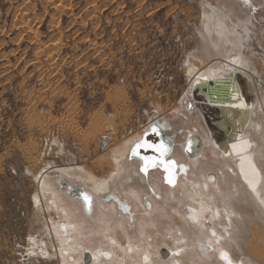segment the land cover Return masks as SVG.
Segmentation results:
<instances>
[{
	"label": "rangeland",
	"instance_id": "obj_1",
	"mask_svg": "<svg viewBox=\"0 0 264 264\" xmlns=\"http://www.w3.org/2000/svg\"><path fill=\"white\" fill-rule=\"evenodd\" d=\"M54 3L0 0V264H65L61 256L51 255L58 251L57 242L44 225L58 218L34 206L33 176L50 167L79 166L96 178H106L114 169L111 154L115 149L98 151L96 139L103 133L113 134L114 147L123 149L126 141L144 131L147 114L153 118L156 111L162 112L158 121L175 143L173 157L189 168L188 182L194 174L199 176L211 154L192 161L182 151V143L191 133L198 136L205 152L210 133L214 140L221 139L213 128L216 115L199 104L195 92L186 93L189 79L184 60L186 53L197 48L194 27L201 22V6H227L238 21L249 14L259 18L264 14V0ZM241 74L245 95L255 104L246 80L249 76ZM176 107L182 111L170 115ZM93 123L98 132L93 141H86L84 133ZM126 160L123 172H113L109 189L101 194L61 174L50 178L62 204L75 217L71 220L79 221V229L83 226L84 251L92 252L106 242L96 232L104 230L100 222L108 214L105 228L122 224L131 242L141 244L146 239L160 257L162 251L181 253L173 260L162 259L161 264H219L217 258L186 246L205 241L176 213L183 207L179 201L185 202L184 191L166 187L161 171L144 175L137 161ZM78 187L93 199L89 212ZM132 190L140 192V199L130 194ZM180 236L186 237L184 241ZM31 239L44 243L50 255L35 251Z\"/></svg>",
	"mask_w": 264,
	"mask_h": 264
},
{
	"label": "bare ground",
	"instance_id": "obj_2",
	"mask_svg": "<svg viewBox=\"0 0 264 264\" xmlns=\"http://www.w3.org/2000/svg\"><path fill=\"white\" fill-rule=\"evenodd\" d=\"M201 7V22L194 27L197 48L195 51L186 53L184 60L185 75L189 79L186 93L191 94L193 87L196 88L210 79H223L232 75L238 91H234L236 93L232 95V102L225 101L222 102L225 104H220L216 101L213 102L215 105L203 106L218 116L220 113L222 115L216 116L217 122L214 124L222 134V141L218 145L214 143V146L211 140L206 141L205 147L209 151L203 152V150L196 157V159L205 158L206 152H209L212 157L209 156L207 167H203L199 176L194 174V178L188 182L187 175L190 170L179 162L176 155L173 157L174 143L170 156L178 166L176 183L175 187L165 183L164 185L172 190L180 187L184 191L185 202L179 201L183 207L176 213L185 224L195 227L204 237L205 242L187 243L186 246L199 249L200 254L205 257L211 255L217 258L219 264H264V238L262 237L264 226L261 225V223L264 225V80H261L262 75L264 76V49L260 45L262 42H257L251 27L245 28V26L242 29H238V25L229 27L230 24L225 25L224 17L219 16V13L214 11V7L205 3ZM258 55L260 57H257ZM241 73L249 76L246 80L255 94V104L252 98L250 100L245 95L242 81L239 79ZM247 100H250L251 104L247 103ZM181 109L176 107L169 114L175 116L182 111ZM233 113H236V116ZM163 116L164 113L159 111L155 112L153 118L147 114L146 119L149 121L144 131L134 136L132 140L126 141L123 149L114 147V136L112 137L113 134L111 135L109 131L97 137L96 145L100 153H108L111 149H115L111 154L114 164L112 173L123 172L125 166L123 164L127 161L126 159H129V151L141 140L151 125L158 124L157 121L152 124L151 122ZM95 123L91 124L93 126L87 133H84L86 141H93L98 132L99 127ZM205 134L208 136L206 130ZM190 138L187 149L191 154L197 149L196 143L199 139L193 136ZM147 140H150L149 137ZM190 159L196 160L192 159V156ZM206 169L210 170L207 171L208 173H212L204 172ZM112 173L106 178H96L82 167L66 166L46 168L40 175L33 176L37 186L36 194L33 196L34 206L38 208V211L44 212L45 209L46 212L58 218L50 220V226L47 223L44 225L50 239L52 241L55 239L57 242L58 249L55 248V250L58 251L51 255L61 256L65 264H82L79 260H82L83 264H161V260L168 256L173 260L180 253L178 250L176 252L162 251L160 257L146 239H142L141 244L131 242L122 224L115 226L111 224L112 228H105L108 224L106 219L110 216L108 214L101 218V228L104 227V230L96 232L106 242H102L104 244L94 248L92 252L84 251L87 245H82V241L87 239L83 233V226L79 229V221L71 220L74 216L62 204L50 178L61 174L67 180H75L87 185L86 187L94 193L101 194L109 189ZM60 183L63 186L66 185V181L61 180ZM214 184L216 187L212 188ZM82 189L78 187L84 197L87 194H84ZM207 189L211 193H206ZM139 193L135 190L130 192L136 199H140ZM83 197L79 196L80 199ZM87 205L90 211L93 205V199L90 197ZM140 225L143 228L141 232L145 233L144 225ZM90 234L92 237L95 236L92 232ZM185 238L180 236L179 240L184 241ZM31 242L33 247H37L35 251L39 250L42 254L50 255L46 252V246L43 247L44 243L33 239ZM68 260L71 263L67 262ZM171 264L178 263L172 261Z\"/></svg>",
	"mask_w": 264,
	"mask_h": 264
},
{
	"label": "water",
	"instance_id": "obj_3",
	"mask_svg": "<svg viewBox=\"0 0 264 264\" xmlns=\"http://www.w3.org/2000/svg\"><path fill=\"white\" fill-rule=\"evenodd\" d=\"M231 74V73H230ZM232 75V74H231ZM193 92H195V95L200 98L199 104L202 106H211L215 105L213 102H220V104H225L222 102L233 101V93H236L234 91H238V88L235 87L234 85V80H233V75L231 77H226L223 79H210L209 81L205 83H201L198 86L193 87L192 89ZM234 116H236V113H233ZM221 113L219 114L218 117H221ZM155 130V131H154ZM191 134V133H190ZM190 134H188V139L182 143L181 149L184 152V154L190 159L192 156V159H196L201 154V145L202 143L198 140L197 141V149L194 152H191L187 149L188 146V141L191 139ZM212 133H210V136ZM147 137H153L154 140H147ZM198 137V136H197ZM141 141H146L147 144L150 145H160L163 144L164 148L168 149L167 153L163 156L160 155L159 152L153 151L151 148H148L147 150L144 147H141L139 149V154L138 155H133L132 151L130 150L129 152V160H135L138 163L139 166V171L144 174V172L141 171V168L144 166L145 161L141 159V157H150V158H155L154 161L150 160L148 161L149 164L155 163V167H149L148 171L151 170H159L163 173V181L166 185L173 187L175 185V180L177 176V164L176 162L170 158V155L172 153V149L174 146V142L170 137H168L165 134L164 127L160 126V123H156L154 125H151L149 129L143 134ZM136 145V144H135ZM134 145V147H135ZM133 147V148H134ZM132 148V149H133ZM192 151V150H191ZM161 161H164L165 164L168 162H174V166H169V170L165 171L164 165L161 164ZM148 173V172H147ZM171 179L173 182L169 183L167 179ZM83 203L86 205V210L89 211L88 205L85 202L84 198L81 199Z\"/></svg>",
	"mask_w": 264,
	"mask_h": 264
},
{
	"label": "crops",
	"instance_id": "obj_4",
	"mask_svg": "<svg viewBox=\"0 0 264 264\" xmlns=\"http://www.w3.org/2000/svg\"><path fill=\"white\" fill-rule=\"evenodd\" d=\"M215 1H217V0H215ZM229 1H231V0H229ZM234 1V3H236V4H240V1L241 0H233ZM228 7L227 6H224V7H215V9H214V11L216 10L217 11V14L219 13V16L221 15L222 17H224V20H225V25H227V23H228V26H229V24H230V26L229 27H232L233 25L236 27L237 25V28L238 29H242V28H244L245 26V28H250L251 29V31L254 33V36H255V38H256V40H257V42H262V43H260V45H261V47L264 49V31H263V28H264V14L262 15V17L261 18H259L258 16H252V15H248L247 17H246V19L245 20H241V21H236V19H233V14L232 13H230L229 12V9H227ZM264 12V11H263ZM221 13V14H220ZM247 15V14H246ZM228 19H227V18ZM248 19V20H247ZM229 20V21H228ZM249 21V22H247V21ZM236 22H237V24H236ZM244 22V24L242 25V23ZM263 22V23H262ZM234 23V24H233ZM261 23H262V25H261ZM250 24V25H249ZM248 25V26H247ZM255 25V26H254ZM252 26H254V27H252ZM240 27V28H239ZM253 30H255V31H253ZM258 36V37H257ZM258 45H259V43H258ZM264 53V52H263ZM257 57H260V55H258ZM157 122L158 123H160L158 120H157ZM161 126H164V124L162 125V124H160Z\"/></svg>",
	"mask_w": 264,
	"mask_h": 264
},
{
	"label": "snow or ice",
	"instance_id": "obj_5",
	"mask_svg": "<svg viewBox=\"0 0 264 264\" xmlns=\"http://www.w3.org/2000/svg\"><path fill=\"white\" fill-rule=\"evenodd\" d=\"M244 3H248V0H244ZM141 147H144L146 150L148 148H151L153 151L159 152L161 156L165 155L167 153V151H168V149L164 148L163 144L150 145V144H147L146 141H141V142H137L135 147L133 149H131L133 155H138L139 154V149ZM141 159L145 161V164L141 168V171L144 172L145 174H147L149 167H155V163L154 162L149 164L148 161H150V160L154 161L155 158L141 157ZM161 164L164 165L165 171L169 170V166H174V162H168L167 164H165L164 161H161ZM165 179H167L169 183L173 182L171 179H168V177H166ZM84 200H85L86 203L89 202V197L87 195H85L84 196Z\"/></svg>",
	"mask_w": 264,
	"mask_h": 264
},
{
	"label": "flooded vegetation",
	"instance_id": "obj_6",
	"mask_svg": "<svg viewBox=\"0 0 264 264\" xmlns=\"http://www.w3.org/2000/svg\"><path fill=\"white\" fill-rule=\"evenodd\" d=\"M247 103H250V104H251V101H250V100H247ZM207 111H208V109H207ZM210 111H211V110H210ZM215 115L218 116L217 114H215ZM216 120H217V119H216ZM216 122H217V121H215L214 124H215ZM213 128H214V130H215L216 132H218L219 134H221V133L217 130V127H216L215 125L213 126ZM212 136H213V133H212ZM210 138H211V141H212V143H213V144H212L213 146H214V143L218 145V144L222 141V134H221V139H220V140H214L213 137H210ZM187 139H188V137H187ZM187 139H186V140H187ZM186 140H185V141H186Z\"/></svg>",
	"mask_w": 264,
	"mask_h": 264
}]
</instances>
